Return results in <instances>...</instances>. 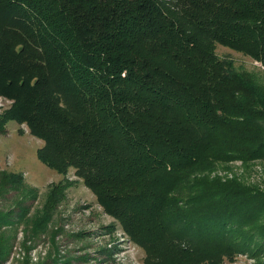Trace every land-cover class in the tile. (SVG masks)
Here are the masks:
<instances>
[{
    "label": "trees",
    "instance_id": "obj_1",
    "mask_svg": "<svg viewBox=\"0 0 264 264\" xmlns=\"http://www.w3.org/2000/svg\"><path fill=\"white\" fill-rule=\"evenodd\" d=\"M208 39L264 65V0H0V92L44 140L40 157L77 167L146 251L144 264H221L264 250V194L205 180L176 195L192 170L230 151L264 156V137L243 145L254 138L227 124L235 107L223 91L235 75L212 42L196 54ZM219 129L225 154L210 149ZM0 215L1 229L11 215Z\"/></svg>",
    "mask_w": 264,
    "mask_h": 264
},
{
    "label": "rangeland",
    "instance_id": "obj_2",
    "mask_svg": "<svg viewBox=\"0 0 264 264\" xmlns=\"http://www.w3.org/2000/svg\"><path fill=\"white\" fill-rule=\"evenodd\" d=\"M206 42L196 54L202 55L212 42L215 56L228 59L235 75L223 91L225 102L235 107L225 113L227 124L254 138V142L243 144L253 147L264 137V131L257 130L264 118V65L218 40ZM15 104L14 98L0 92V214L11 215L0 229V250L4 251L0 264H144L146 251L130 239L121 221L107 212L77 167L61 171L40 157L45 142L26 121L16 119ZM217 132L210 149L223 154L232 150L227 134L220 129ZM230 152L233 159L215 160L192 170L193 180L176 195L196 194L192 183L200 185L198 191L207 187L203 181L211 180L261 201L264 156L245 159L238 150ZM221 264H264V250L256 257L248 252L233 259L225 257Z\"/></svg>",
    "mask_w": 264,
    "mask_h": 264
}]
</instances>
